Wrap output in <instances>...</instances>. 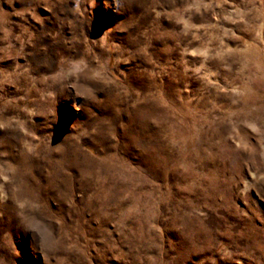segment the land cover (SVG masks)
Here are the masks:
<instances>
[{
	"label": "rangeland",
	"instance_id": "1",
	"mask_svg": "<svg viewBox=\"0 0 264 264\" xmlns=\"http://www.w3.org/2000/svg\"><path fill=\"white\" fill-rule=\"evenodd\" d=\"M0 264H264V0H0Z\"/></svg>",
	"mask_w": 264,
	"mask_h": 264
}]
</instances>
